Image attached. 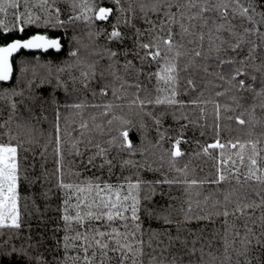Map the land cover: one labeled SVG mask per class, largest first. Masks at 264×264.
Listing matches in <instances>:
<instances>
[{
  "label": "snow or ice",
  "instance_id": "6c2138e0",
  "mask_svg": "<svg viewBox=\"0 0 264 264\" xmlns=\"http://www.w3.org/2000/svg\"><path fill=\"white\" fill-rule=\"evenodd\" d=\"M115 5L116 20L111 25V32L107 33L109 42L118 40L121 43L125 39H131L132 47L124 48L121 51H113L109 47H103L100 50H93L87 55L82 56L79 48H71L68 52L72 62H65L63 66L56 67V73H63L66 69H75L79 75H70L69 80L74 87L73 92L79 91L75 85L79 83L80 88L87 91L93 83L100 84L97 80L99 60L107 58L110 63L106 68L99 71V76L103 80L105 74L112 76L114 81H120L119 87L100 84L99 95L107 97L109 90L115 100L126 99L127 93L125 86L134 87L136 92L133 94L129 107L139 109L137 116L151 117L157 128L158 139L151 147L153 149H162L163 141L167 138L172 141L171 149H162L161 161L165 159L164 153L170 156L169 164L178 173H183L184 179H164L146 180L137 171L135 178L125 176L118 178L116 183L110 182V179L104 178L103 173L107 171L108 177L113 175L116 167L117 157L111 156L113 150L118 153L127 151L130 156L136 154L132 141L129 139V131L135 125L130 119H125L121 115H116L114 110L121 105L112 102L104 104H86L85 102H69L68 99L61 100L57 96L59 90H63L65 97L69 95L68 83L55 76V83L48 77L52 75V62L40 63V58L35 57L33 65V75H36L37 68H46L48 77H41L37 88L49 85L51 91L45 95H32L34 81L28 82L29 96L27 99L32 102L40 101L42 104H51L54 112V137L49 134L47 142L40 146V155L45 157L49 145L53 146L54 169L49 172L44 169L42 176H33L29 179L27 170L23 167L22 159L27 160V156L21 157L24 153L33 151L31 147L37 143L34 128L30 123L17 122L15 131L12 128V122L17 113L18 102L16 97L24 98V90L17 91L15 87L4 88L3 98L10 103L11 112L6 120L0 123V235L5 231L9 233L8 239L4 241L5 245L15 236L19 238L20 232L24 229L25 217L31 218L34 212L40 211L37 199L49 200L52 198V188H46L44 185L52 183L53 187L61 193L60 204L57 206L59 213V223L52 229L55 247L51 259H48L43 253L39 252L43 240H37L31 243L32 225L27 224L29 243L25 246L21 244L17 247L11 244L5 255H17L24 264H144L145 247L151 249L153 253L157 250L160 256L148 254V264H182L185 256L189 258V264H192L191 258L197 256L199 252L198 264H217L218 257L211 251L205 253L204 245L196 248L197 240L189 242L186 237L180 235L181 226L190 223L192 220H210L213 216L223 215L225 223L229 215L251 217L256 209H261L260 216L261 233L257 235L253 228L245 223V232L243 236L239 230L234 232L231 244L228 240L227 231L224 237L223 256L219 259V264H264V253L251 256L253 248L264 250V131L256 134L255 127L260 124L264 128V122L255 118L254 112L257 107L255 103L251 105L249 119L246 121L244 112L239 115L226 116L225 119L235 122L240 126L247 125V131L244 138L222 140L221 133V109L225 113L235 112L236 108H242L240 103L242 97L232 95L230 99L235 102V107L230 104L221 105L217 100H192L191 104H207L211 102L214 105V123L210 126L213 131L211 143L201 145V152L204 155L212 156V152L218 150V155L213 157L215 161V178L197 179L188 177V165L184 168H175L176 158L183 155L180 144L183 136L176 138L166 137L165 133L160 132L162 117L154 116L152 112L147 111L149 107L156 105H167L183 108L185 102L179 99V81L180 74L189 67L185 63L181 68V58L187 55L184 50L183 40L186 36H192L198 39L201 46L205 40L207 29V39L209 52L215 53L219 65H230V74L225 78L219 75V79L224 81L228 87L224 91L216 92V96L225 95V92L235 90L242 93L251 91L254 93L253 99L260 98L259 107L264 110V79L261 80L259 90L256 89L254 82L255 76H248L246 64L249 61L257 59L256 53L261 52V63L255 66L257 71H264V0H128L127 6L121 3V0H113ZM71 14L66 19L62 18V11L57 0H0V82H9L13 75L12 58L20 50H49L59 51L62 48V37H50L49 29H63L65 35L69 29H75L78 23L83 22L90 29L96 26L98 21L107 22L114 14L113 7L103 6L97 3V0H71L69 5ZM142 21L145 28L137 27L134 21ZM187 22V23H186ZM199 31H190L197 28ZM179 25L180 32L173 31L174 26ZM121 25L132 29L131 37H127L121 31ZM35 29L28 35H24L27 29ZM105 32L104 29L98 31H89V37H99ZM13 33L18 35L13 36ZM179 35L180 40L175 37ZM145 37L147 40L145 41ZM73 40L79 43L77 37ZM189 40L188 43H193ZM247 48L246 55H240ZM88 48V45H84ZM231 51L236 56L228 59L220 58L221 52ZM143 53V54H142ZM195 57H200L201 52L193 50ZM123 57V75L119 73L116 67L120 64L118 57ZM129 56L132 58L129 59ZM239 57V58H237ZM138 62V65L136 62ZM21 64L24 61L20 62ZM155 68L154 71H148L147 77L156 81L155 99L141 98V91H147L137 80L135 83H129L126 76L134 75L137 78L145 74V68ZM26 71L22 67L21 72ZM207 71V68H205ZM250 79L253 83H247ZM189 87L195 88L192 79L186 81ZM97 91L92 90V96L96 97ZM23 99L19 103L23 104ZM61 108L77 110L74 114L80 116V122L73 130H69V124L65 121L63 135L61 129ZM85 108H102L100 113L106 119L107 132L104 124L95 123L96 116H92L93 125L83 118ZM46 109L42 108V111ZM201 118L204 117V109H200ZM47 119V117H44ZM174 120H188L187 116H176L173 113ZM114 122L118 125L114 128ZM72 123H76L75 120ZM196 125V121H189ZM141 129L144 125L141 124ZM181 130L187 127L182 124ZM203 129L205 126L200 125ZM229 132L232 129H227ZM74 132L78 135H74ZM93 132L99 136H107L106 140L97 139ZM204 131H201V136ZM143 141V132L141 133ZM199 145V141L196 142ZM83 145V149L81 148ZM65 150L67 155L73 157L69 166H65ZM144 149L140 154L144 156L142 161L133 159H119L118 163L121 169L125 167L136 168L148 172H154L158 169L153 168L145 155ZM155 155V152L151 153ZM200 155V153H194ZM35 159V156H33ZM35 171V164L32 165ZM43 168V165H42ZM243 169V173L241 172ZM96 172L101 175H96ZM87 173H91L88 175ZM235 182L241 188L249 183L258 185L260 190L255 191L259 197V202L250 200L246 193L241 194L239 189L233 188L226 192L223 200H214L211 204V210L208 209L210 197L205 196L204 208L200 207L201 202L196 201L197 208L204 214H193V202L189 194L187 210L183 212L182 220H174L166 212L158 211L151 207L153 197L157 195L156 186L167 184H182L185 191L200 186L205 183L219 185L222 182ZM22 182H27L29 186L41 184L42 190L39 193L31 192L22 195ZM163 195V193H160ZM197 196L200 194L197 192ZM170 199H175L170 197ZM31 204V208L30 205ZM231 206V212L229 208ZM48 207V205H45ZM171 207V205H169ZM251 210V211H249ZM142 215L149 220L155 219L163 221L164 225H175L177 234L171 233V228L153 229L150 226L145 229ZM255 224V221H252ZM234 227V226H233ZM63 232L62 237L57 234ZM147 235V241L145 236ZM238 243L239 246H236ZM156 247H153V245ZM179 246V247H178ZM208 247H211V241H208ZM235 253V260L229 253V249ZM36 252L33 255L32 251ZM169 253L170 259L164 254ZM205 255L209 259H205ZM241 258H243L241 260Z\"/></svg>",
  "mask_w": 264,
  "mask_h": 264
},
{
  "label": "trees",
  "instance_id": "16d2710c",
  "mask_svg": "<svg viewBox=\"0 0 264 264\" xmlns=\"http://www.w3.org/2000/svg\"><path fill=\"white\" fill-rule=\"evenodd\" d=\"M128 0H121V3L127 6ZM58 5L62 11V18L66 19L68 14H71V8L69 7L71 0H57ZM97 3H102L103 6L113 7L114 14L110 17L109 21L107 22H100L96 23V26L90 29L86 24L83 22L78 23L75 29H69L67 34L65 35L63 29H49L48 35L50 37L60 36L62 37L61 43L62 48L59 51L55 49L49 50H32V51H23L19 55H17L14 60V76L9 83L0 82V123L6 120L11 112L10 103L7 99L3 98V89L4 88H13L15 87L17 91L24 90L25 96L24 98L16 97L15 99L18 102L17 113L15 114L14 120L12 122V128L15 131V124L17 122H27L30 123L34 128L33 135L37 143L33 145H25L26 147H31L33 151L24 153L21 152V157L27 156V160L24 161L22 159L23 167L27 170L29 175V179H32L33 176H42V172L44 169L51 172L55 165H54V153H53V146L49 145L47 152L45 153V157L42 158L40 155V146L45 144L49 138V134H52L54 137V112L51 104H42L40 101L32 102L31 100L27 99L29 96L28 90V82L34 81L32 95H47L52 89L49 85H44L43 87L37 88L36 85L39 84L41 77H48L47 69L46 68H37L36 75H33V65L35 64V57L40 58V63L44 64L48 61L52 62V75L48 77L52 80L53 84L55 83V76L58 74L56 73L57 66H63L65 62H72L74 58H70L68 56V52L71 48H79L80 54L85 56L88 52L93 50H100L103 47H109L113 51H121L124 48H131L132 41L131 39H125L123 43L118 40H114L109 42L107 39V33H110L112 28L111 25L115 23L116 15L115 13V5L113 0H97ZM134 23L137 27L145 28L147 25H144L142 21L136 20ZM187 23V22H186ZM100 29H104L105 32L100 35L99 37L92 36L89 37V31H98ZM35 29H27L25 32V36L30 34ZM199 24L197 22L196 29H190V31L198 32ZM121 31L125 33L127 37H131L132 29L125 28L121 25ZM173 31L177 34L180 32L179 25L177 24L174 26ZM206 36L203 42V46H201L198 39H195L192 36H186L183 40L185 45V51L187 55L181 58V68H183L185 63H189V67L187 70L182 71L180 74V95L179 99L185 102L183 108L167 106V105H156L153 107H149L147 111L152 112L154 116H160L161 113H165L162 117V123L160 126V132L165 133L166 137H172L173 139L180 135L181 131L183 132V136L181 139L180 149L183 153L181 157L176 158L175 161V168H184V166L188 165V177L189 178H197V179H212L215 178V161L213 157L218 155V150L212 152V156L204 155L201 152V145L206 143H211L213 139V131L211 130L210 126L214 123V105L209 102L207 104H191L189 101L192 100H217L221 105L230 104L235 107V102L230 99L232 95H237L238 97H242L240 103L243 105L242 108H236L235 112H227L221 109V138L222 140L227 139H235L237 137L244 138L245 133L247 131V125L240 126L238 125L235 120H227L225 119L226 116H234L239 115L241 112H244L243 118L247 121L249 119V111L251 109V105L255 103L257 105L254 115L256 120L264 122V110L259 107L260 98L253 99L254 93L251 91H245L242 93L235 92V90L225 92V95L217 97L216 92L224 91L228 85L219 79V75H224L225 78L230 74V68L233 66L230 65H219V60L215 53L209 52V44L207 39V29H204ZM18 34L13 33V36ZM75 36L78 38L79 43L76 40H73L72 37ZM176 40H180V36L177 35L175 37ZM147 37H145V41ZM189 40H194L193 43H188ZM84 45H88V48H84ZM193 50H198L201 52L200 57H195L193 55ZM247 48L245 46L244 52L240 55H246ZM143 54V53H142ZM220 58L228 59L229 57L236 56L235 53L228 51V52H221L219 54ZM257 59L253 61H249L246 64V69L248 72V76H255L256 81L254 82L255 87L259 90L261 85V80L264 79V71H257L255 66H259L261 63V52L260 50L256 53ZM94 59L99 60L98 72H97V80L100 81V84L108 83L109 85L119 87L120 81H114L113 77L105 74V78L102 80L99 76V71L106 68L110 61L105 59H100L99 57H93ZM132 57L129 56V59ZM239 58V57H237ZM120 60V64L116 67L119 70V73L123 75V57H118ZM24 61L23 64L20 62ZM136 62V61H134ZM138 65V62H136ZM26 68V71L21 72V68ZM207 68V71H205ZM155 68H145V74L139 76L138 78L134 75L126 76L125 79L128 82L135 83L137 80L144 86L147 91H141L140 95L141 98H151L155 99L157 93L155 91L156 81L153 77L151 80L147 77L148 71H154ZM60 78L68 83L69 87V95L65 97L63 90H59L57 92V96L61 99H68L69 102H85L86 104L96 103V104H104L106 102H112L114 104L121 105L120 108L114 110L116 115H121L125 119H130L133 121L135 125L129 131V139L132 141L134 150L136 154L134 156H130L127 151L117 152L113 150L111 152V156L117 157L116 167L114 169L113 175L109 178L107 171L103 173L104 178L110 179V182L116 183L118 178L122 179L125 176H132L135 178V174L137 171L140 172V175L143 179L146 180H157V179H164L167 177L168 179H180L183 180L185 177L183 173H178L172 168L169 164L170 156L168 153H164L165 159L161 161L158 157L161 154L162 149H171L172 141L169 139H165L162 144V149H153L151 146L154 145L158 139L157 136V128L154 124L151 117L148 116H137L136 112L139 111L136 107H129V101L134 98V93L136 89L134 87L130 88L125 86V91L127 93L126 99L123 100H115L112 95L111 91L109 90L107 97H102L99 95V87L100 84L93 83L91 88L87 91L80 88L79 83L75 85L79 91L73 92L72 88L74 85L69 80L70 75L78 76L79 73L75 69H66L63 73L58 74ZM192 79L195 88L189 87L186 83L187 79ZM247 83H253L250 79L246 81ZM92 90L97 91L96 97L92 96ZM23 99V104L19 103ZM42 108L46 109L42 111ZM204 109V117L201 118L200 109ZM61 129L63 135V129L65 125V121L67 120L69 124V130H73L77 127L78 123L80 122V116L75 115L74 113L77 110L74 109H64L61 108ZM103 111L102 108H85L83 110V118L89 121L90 126L93 125V121L91 117L94 115L96 116L95 123L104 124L105 125V132H107V125L106 119L100 115ZM173 113L176 116H187L188 120L180 119L174 120ZM47 117V119H44ZM75 120L76 123H72ZM189 121H196V125L189 123ZM141 124L144 125L143 129H141ZM187 124V127L181 130V125ZM118 125V122H114L113 127L115 128ZM200 125H204L205 127L202 129ZM232 129L229 132L227 129ZM204 131V135L201 136V131ZM3 131V129H0ZM261 131H264V128L261 127L260 124H257L255 127L256 134H259ZM143 132V141L141 140V133ZM74 135H78V133L74 132ZM93 135L100 140H106L108 137L105 135L103 137L99 136L98 133L93 132ZM199 141V145L196 143ZM83 149V145H81ZM141 149L146 150L145 155L149 162L152 163L153 168L158 169L154 172H148L145 170H140L136 168L125 167L124 169L120 168L118 163L119 159H133L136 161H142L144 156L140 154ZM155 152V155L151 153ZM194 153H200V155H194ZM264 155V153H262ZM35 156V159H33ZM73 160V157L67 155V150H65V166H69V162ZM35 164V171H33L32 165ZM43 165V168H42ZM264 166V164H262ZM243 169L241 172L243 173ZM90 175L91 173H87ZM96 175H101V173L96 172ZM54 181L52 183L44 185L46 188H52L53 191L51 193L52 198L49 200L44 199H37V204L40 206L39 212H34V215L29 219L25 217L26 224L24 229L20 232L19 238L15 236L9 242L8 245L4 244V241L8 239L9 233L5 231L3 235H0V264H24V261L21 260L17 255H5L4 253L8 251L11 244H15L19 247L21 244L25 246L29 243L27 237L29 235V231L27 229V224L30 223L32 225V241L31 243H35L37 240L42 239L43 243L39 248V252L43 253L48 259H51L53 254V248L55 247V241L53 240V232L52 229L59 223V213L56 210L57 206L60 204V197L61 193L58 192L53 187ZM184 185L180 184H173V185H159L156 186L157 195L153 197V203L150 205L151 207L156 208L158 211L166 212L171 215L172 219L174 220H182L183 219V212L181 209L187 210V202L189 198V194L191 195V199L193 202V214H204L200 211V208H197L196 201L199 200L201 202L200 207L204 208L205 205L203 203V199L205 196H209L208 202V209L211 210V204L214 200H223V196L226 192L230 191L233 188L239 189L240 193H246L250 200H256L259 202V197L255 195V191L260 190L258 185H254L249 183L248 185H244L242 188L235 184V182H222L219 185L215 184H208L205 183L200 186H195L185 191ZM42 190L41 184L37 183L35 186H29L27 182H22V195L28 194L31 192L39 193ZM200 195L197 196L196 193ZM163 193V195H160ZM264 195V192H262ZM170 197H174L175 199H170ZM48 205V207H45ZM171 205V207H169ZM31 208V204L29 205ZM231 212V206L229 208ZM251 211V210H249ZM262 214L261 209H256L251 217L247 216H240L239 214L233 216L229 215L227 218V224L225 223V218L223 215L220 216H213L210 220H192L188 224H184L181 226L180 235L182 238L186 237L189 242V247H191V242L193 240H197L196 248L199 249L201 244L204 245L205 253L211 251L215 256L218 257L217 264H219V259L223 256V248H224V237L227 231L228 240L231 244V241L234 237V232L239 230L241 236H243L245 232L244 225L245 223L248 224V227L253 228L254 232L259 235L261 233L260 227V216ZM142 219L144 220V227L147 229L149 226L153 229H163L166 227L171 228V233L173 236L177 234L176 226L175 225H164L163 221H157L155 219L149 220L147 217L142 215ZM255 221L253 224L252 221ZM234 226V227H233ZM58 236L62 237L63 232L57 234ZM145 241H147V235L145 236ZM208 241H211V247H208ZM236 246H239L238 243ZM153 247H156L154 244ZM179 247V246H178ZM29 251L33 252V255L36 252L32 249ZM145 257H144V264H148V254L160 256L159 250L155 253L152 252L151 249L145 247ZM229 253L233 256V260H235V253L232 251L231 247L229 249ZM264 253V250H257L253 248L250 255L255 257L256 255ZM169 259L170 254H164ZM199 259V252H197L196 257H192L191 261L192 264H198ZM205 259H209L207 255H205ZM243 258H241L242 260ZM182 264H189V258L185 256V259L182 261ZM255 264V262H254Z\"/></svg>",
  "mask_w": 264,
  "mask_h": 264
},
{
  "label": "water",
  "instance_id": "95a60500",
  "mask_svg": "<svg viewBox=\"0 0 264 264\" xmlns=\"http://www.w3.org/2000/svg\"><path fill=\"white\" fill-rule=\"evenodd\" d=\"M23 51H25V50H20V52L18 53V54H14V57L12 58V64H13V75H12V78H13V76H14V73H15V70H14V63H13V60H14V58L17 56V55H19L20 53H22ZM26 51H32V50H26ZM12 78H11V80H12ZM10 80V81H11ZM9 81V82H10ZM9 82H3V83H9Z\"/></svg>",
  "mask_w": 264,
  "mask_h": 264
}]
</instances>
